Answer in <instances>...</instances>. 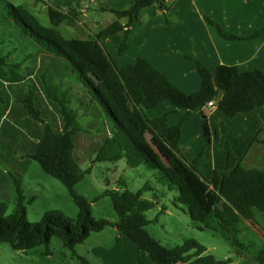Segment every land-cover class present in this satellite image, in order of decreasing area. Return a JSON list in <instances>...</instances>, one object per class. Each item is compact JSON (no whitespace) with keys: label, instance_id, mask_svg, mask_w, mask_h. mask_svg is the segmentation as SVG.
<instances>
[{"label":"trees","instance_id":"trees-1","mask_svg":"<svg viewBox=\"0 0 264 264\" xmlns=\"http://www.w3.org/2000/svg\"><path fill=\"white\" fill-rule=\"evenodd\" d=\"M154 4L167 8L165 0H136L126 10L101 8L126 16L129 22H114L90 38H66L58 27H77L78 7L62 10L49 5L51 25L46 26L22 5L0 0V160L12 162L15 174L11 170L7 173L13 177L20 201L9 215L5 203L0 202V242H8L16 250H29L48 246L51 238L58 236L74 249L91 233L113 226L157 264L232 261L207 253L196 239H186L174 247L155 239L145 228L150 222L145 212L154 205V201L142 198L143 191L149 189L147 185L135 193L106 190L104 195L112 199L118 219L94 218L89 202L75 191V185L90 171H82L81 164L87 158H93V162L125 159L130 167L145 165L157 170L158 181L176 188L178 201L200 223L199 229L223 236L237 254L252 253L258 264H264L262 239L244 241L239 236L244 220L259 223V214L264 215V169L243 167L227 142L226 163L208 179L187 161L179 146L187 117L169 125L166 115H147V110L163 101L188 112H200L202 133L206 147H210L213 134L205 109L207 103L215 100L222 112L231 117L264 106V71L220 65L213 74L196 58L187 56L196 62L201 75L200 89L187 94L144 57L118 68L103 39L126 27L120 45V52H124L128 48L129 28L138 13ZM208 21L228 40L251 39L264 31L262 27L249 36H238ZM12 122L24 126L28 133H23L17 144L12 141ZM227 129L222 124L215 137ZM255 139L264 144V137L259 134ZM12 145L22 160L11 155ZM32 160L68 188L79 208L76 219L60 211H49L37 222L27 220L19 183ZM3 187L4 181L0 180L2 192Z\"/></svg>","mask_w":264,"mask_h":264},{"label":"crops","instance_id":"crops-1","mask_svg":"<svg viewBox=\"0 0 264 264\" xmlns=\"http://www.w3.org/2000/svg\"><path fill=\"white\" fill-rule=\"evenodd\" d=\"M45 1L47 8L49 5L62 10L78 7L77 28H86L89 34L85 38H90L114 22L123 25L129 22L128 17L101 8L126 10L136 0ZM165 4L166 9L154 4L138 13L129 28L128 48L124 52H120V45L126 27L103 39L118 68L144 57L187 94L201 87L198 66L187 56L196 58L213 74L220 65L238 66L242 71H264V31L255 38L228 40L220 36L216 27L208 21H214L235 35L249 36L264 27V0H165ZM95 13L110 16L106 17L103 25L96 20L85 21L84 18ZM206 111L213 134L210 147H206L200 112H188L187 109L176 108L170 101H163L147 110V115L150 118L166 115L169 125H176L184 116L187 117L182 125L179 146L185 150L187 161L208 179L214 170L226 163L227 142L243 167L259 165L264 168V144L255 139L258 134L264 137V106L233 117L222 112L218 104ZM222 124L228 127L227 131L215 137L216 130ZM110 228L112 236L96 238L89 250L99 264H157L149 254L140 251L132 239L120 234L116 227ZM104 231L106 229L96 233Z\"/></svg>","mask_w":264,"mask_h":264},{"label":"rangeland","instance_id":"rangeland-1","mask_svg":"<svg viewBox=\"0 0 264 264\" xmlns=\"http://www.w3.org/2000/svg\"><path fill=\"white\" fill-rule=\"evenodd\" d=\"M11 1L27 8L43 25H51L45 0ZM107 16L110 15L95 13L84 19L89 22L96 20L103 25ZM58 28L66 38L87 37L89 34L86 28L80 30L66 24H61ZM21 74L27 77L25 72L22 71ZM30 84L29 81L26 85ZM12 124L14 125L12 141L16 140L17 144L20 136L26 134L27 130L22 125L14 122ZM18 151L12 145L11 155L22 160ZM181 151L185 153L182 148ZM10 163L12 162L0 160V180L4 181V190L3 192L0 190V202L5 203L6 215L11 214L20 202L19 193L11 176L15 172H12ZM13 167L16 168L15 165ZM253 167L264 169L259 165ZM81 169L82 171L90 169V171L85 173L83 179L75 185V191L89 202L94 218L111 221L118 219L112 199L104 195L106 190L117 189L121 192L129 190L135 193L147 185L149 189L143 191L142 198L154 201V205L145 212L146 218L150 221L145 228L163 245L174 247L182 244L186 239H196L207 248V253L215 255L216 258H231L229 264H258L254 254L243 252L239 255L231 242L223 236L211 230L199 229L200 223L193 220L187 206L178 201L176 188H169L158 181L157 170L145 165L130 167L125 159L93 162V158H87L81 164ZM8 170H11V174L7 173ZM19 185L23 189L22 205L25 207V216L29 222L39 221L49 211H60L72 219L77 218L79 208L68 188L60 180L46 173L37 160L30 162ZM258 221L264 226L263 214H259ZM259 223L244 220L240 226V238L244 241H258L261 238L264 242V229ZM110 232L109 227L102 233L93 232L89 239L77 244L74 249L68 248L58 236H53L48 246L39 245L29 250H16L10 243L0 242V264H99L89 252L90 247L96 238H110L112 236ZM258 247L259 244L256 245V249Z\"/></svg>","mask_w":264,"mask_h":264},{"label":"built area","instance_id":"built-area-1","mask_svg":"<svg viewBox=\"0 0 264 264\" xmlns=\"http://www.w3.org/2000/svg\"><path fill=\"white\" fill-rule=\"evenodd\" d=\"M217 104L215 100H211L207 103L206 110L209 109L210 107H214Z\"/></svg>","mask_w":264,"mask_h":264},{"label":"water","instance_id":"water-1","mask_svg":"<svg viewBox=\"0 0 264 264\" xmlns=\"http://www.w3.org/2000/svg\"><path fill=\"white\" fill-rule=\"evenodd\" d=\"M221 97H222V94H219L218 99H220Z\"/></svg>","mask_w":264,"mask_h":264}]
</instances>
